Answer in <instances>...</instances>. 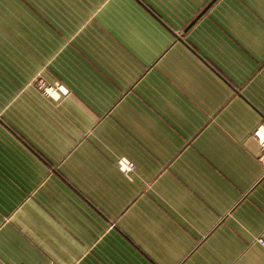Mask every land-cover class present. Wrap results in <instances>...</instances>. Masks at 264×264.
Instances as JSON below:
<instances>
[{
  "label": "crops",
  "instance_id": "obj_1",
  "mask_svg": "<svg viewBox=\"0 0 264 264\" xmlns=\"http://www.w3.org/2000/svg\"><path fill=\"white\" fill-rule=\"evenodd\" d=\"M256 131L264 0H0V264H264Z\"/></svg>",
  "mask_w": 264,
  "mask_h": 264
},
{
  "label": "built area",
  "instance_id": "obj_2",
  "mask_svg": "<svg viewBox=\"0 0 264 264\" xmlns=\"http://www.w3.org/2000/svg\"><path fill=\"white\" fill-rule=\"evenodd\" d=\"M35 85L36 89L41 92V94L55 100L60 99L68 93V89L57 82L49 83L43 79H39ZM255 134L261 141H264V131H256ZM118 166L119 170L124 174L131 173L135 169V164L125 157L118 159ZM259 242L263 244L261 240H259Z\"/></svg>",
  "mask_w": 264,
  "mask_h": 264
},
{
  "label": "water",
  "instance_id": "obj_3",
  "mask_svg": "<svg viewBox=\"0 0 264 264\" xmlns=\"http://www.w3.org/2000/svg\"><path fill=\"white\" fill-rule=\"evenodd\" d=\"M208 6H209V5H208ZM208 6H207V7H208Z\"/></svg>",
  "mask_w": 264,
  "mask_h": 264
}]
</instances>
